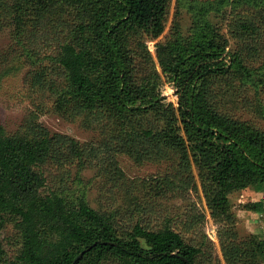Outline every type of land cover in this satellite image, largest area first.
<instances>
[{"label":"trees","instance_id":"16d2710c","mask_svg":"<svg viewBox=\"0 0 264 264\" xmlns=\"http://www.w3.org/2000/svg\"><path fill=\"white\" fill-rule=\"evenodd\" d=\"M234 2L264 5V0ZM214 4L190 5V34L182 35L176 23L156 43L154 56L148 42L165 31L170 0H0V30L16 29L22 14L39 31L59 33L49 58L53 70L38 65L30 84L69 97L85 113V126L103 138L82 144L42 125L33 135H18L0 124V264H202L201 247L184 235L193 229L195 215L181 229L170 220L120 227L116 215L93 208L85 196L69 199L46 190L49 164L63 170L93 167L118 180V155L143 163L172 151L184 175L153 177L156 194L197 189L195 166L219 223L226 264H264V233L241 238L229 197L264 184V129L218 106L224 94L257 106L258 94L246 92V84L252 81L258 91L264 86V72L253 68L260 49L229 52V39L208 18ZM234 27L258 32L249 18ZM35 32L27 38L34 40ZM262 34L264 28L259 38ZM28 54L34 62L37 52ZM56 68L65 76L64 88L50 77ZM165 82L176 90L177 105L164 96ZM112 119L120 122L117 132L108 131ZM247 207L264 213L261 200ZM8 222L20 245L14 254L1 238Z\"/></svg>","mask_w":264,"mask_h":264},{"label":"rangeland","instance_id":"374dc122","mask_svg":"<svg viewBox=\"0 0 264 264\" xmlns=\"http://www.w3.org/2000/svg\"><path fill=\"white\" fill-rule=\"evenodd\" d=\"M206 1L216 3L214 7L208 8V18L229 39V52H240L248 46L260 49L253 68L255 72L262 74L264 34L260 38L259 35L264 28V5L255 7L249 3H235L234 0H227L224 3L223 0H170L165 31L158 39L148 42L153 55L156 54V43L166 40L176 23L180 24L182 35L190 34L192 12L189 6L195 4L199 6ZM219 2L221 3L218 5ZM240 18L253 20L258 32L252 33L241 27L235 28L234 22ZM16 19L20 21L16 29H12L13 26L10 25L11 27L0 30V124L8 133L18 135H33L36 133L34 127L38 129L42 125L52 134L70 135L82 144L101 138L99 131L85 126V113L80 112L76 104L65 96L66 94L63 100L58 93L42 91L30 84L31 73L39 69L38 65H45L48 72L53 70L50 68L49 58L55 53L59 33L51 30L46 32V29L39 31L33 26L32 19L22 14H18ZM234 28H239V34L241 32L242 36L236 35ZM34 31L38 33L35 41L29 40L27 36L31 35L28 34ZM30 50L37 52V55H34V62L31 61L32 56L28 54ZM260 54L263 56L259 57ZM50 77L58 87H65V76L59 69ZM256 88L252 81L247 82L246 92L255 97V94H258L259 99L254 102L256 107H247L240 98L237 100L224 94L219 96V108L264 129V86L258 88L259 91ZM162 92L167 101L177 105L176 90L170 83L163 84ZM119 123L114 119L110 120L108 131L117 132ZM117 162L118 180L114 179L116 176L110 174L106 176L93 167L79 170L74 166L63 170L49 164L45 166L48 177L46 190L59 192L67 198L70 197L69 199L83 195L93 208L116 215L120 227H124L128 222L130 224L140 222L147 226L149 222L159 224L170 220L173 226L181 229L191 221L192 215H195L196 223L193 229L185 231L184 234L187 241L201 247L202 264H226L218 235L219 223L210 214L195 166L192 167V171L197 189L190 186L186 191H169L162 197L156 194L154 187L157 182L153 186L150 181L160 174L167 173L173 178H179L180 173L184 175L177 152L172 151L159 160L143 163H137L122 154L118 155ZM229 197L230 211L234 215L241 238L246 240L253 234H263L264 213L249 209L247 204L260 200L264 203V184L247 187L230 194ZM16 234L14 223L8 222L1 238L10 254L16 253L20 247Z\"/></svg>","mask_w":264,"mask_h":264}]
</instances>
